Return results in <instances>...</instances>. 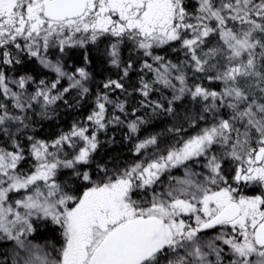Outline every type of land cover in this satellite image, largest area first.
<instances>
[{"label": "snow or ice", "instance_id": "1", "mask_svg": "<svg viewBox=\"0 0 264 264\" xmlns=\"http://www.w3.org/2000/svg\"><path fill=\"white\" fill-rule=\"evenodd\" d=\"M0 264H264V0H0Z\"/></svg>", "mask_w": 264, "mask_h": 264}]
</instances>
